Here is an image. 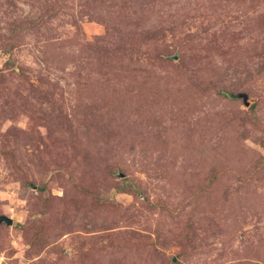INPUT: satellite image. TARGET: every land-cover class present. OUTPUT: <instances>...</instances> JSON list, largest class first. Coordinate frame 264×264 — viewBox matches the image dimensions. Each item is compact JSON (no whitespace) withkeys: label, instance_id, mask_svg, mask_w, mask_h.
<instances>
[{"label":"rangeland","instance_id":"1","mask_svg":"<svg viewBox=\"0 0 264 264\" xmlns=\"http://www.w3.org/2000/svg\"><path fill=\"white\" fill-rule=\"evenodd\" d=\"M0 214V264H264V0H0Z\"/></svg>","mask_w":264,"mask_h":264},{"label":"water","instance_id":"2","mask_svg":"<svg viewBox=\"0 0 264 264\" xmlns=\"http://www.w3.org/2000/svg\"><path fill=\"white\" fill-rule=\"evenodd\" d=\"M237 97L242 96V98L245 100L246 99V95L243 94H237ZM6 223L7 225H11L13 223V220L11 217L4 215V214H0V223Z\"/></svg>","mask_w":264,"mask_h":264}]
</instances>
